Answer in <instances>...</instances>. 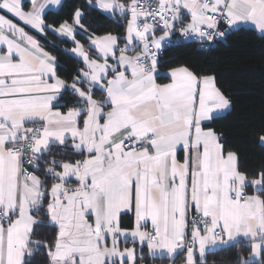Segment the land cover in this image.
Returning a JSON list of instances; mask_svg holds the SVG:
<instances>
[{"label": "snow or ice", "instance_id": "obj_1", "mask_svg": "<svg viewBox=\"0 0 264 264\" xmlns=\"http://www.w3.org/2000/svg\"><path fill=\"white\" fill-rule=\"evenodd\" d=\"M87 2L125 18L124 35L91 33L86 49L76 39L89 32L82 8L55 27L45 10L61 0H0V11L39 33L70 38L83 63L69 83L56 56L0 14V264H31L37 253L44 264H143L145 244L152 256L184 251V264H207L242 240L251 251L238 249L232 264H264V161L242 167L223 134L205 126L232 100L213 75L187 66L157 82L178 24L207 41L249 24L264 34V0ZM128 212L131 229L121 226ZM48 227L51 239L34 238ZM122 237L141 253L121 249Z\"/></svg>", "mask_w": 264, "mask_h": 264}, {"label": "trees", "instance_id": "obj_2", "mask_svg": "<svg viewBox=\"0 0 264 264\" xmlns=\"http://www.w3.org/2000/svg\"><path fill=\"white\" fill-rule=\"evenodd\" d=\"M24 3L27 7L31 6L30 0H24ZM77 7L85 11L83 19L89 29L88 33L78 30L76 35V39L85 47L88 48V36L91 33L104 35L111 32L118 36L124 35L125 25L118 17L89 6L87 0H64L59 9L46 10V23L58 27L64 20L70 19ZM3 12L39 40L46 51L56 56L60 65L58 75L71 83L76 69L83 67L82 60L71 51L74 42L52 29L39 33L19 18ZM89 51L91 55H95L92 50ZM179 66H187L199 75H213L218 87L232 100L230 110L215 117L207 126L223 134L226 148L238 153L242 167L252 169L264 161V144L258 139L264 129V35L253 27L241 26L228 31L225 38L210 50L199 49L194 43L182 42L165 47L158 65L159 70L167 71ZM159 79L163 80V77L160 76ZM97 95L99 96V92ZM74 99L70 92H65L62 104L73 106ZM67 107L61 109L66 110ZM133 219L132 213L123 214L122 225L132 228ZM125 220H129V223H125ZM54 231L51 227L44 228L34 238L51 239ZM129 244L134 243H124ZM247 244V241L242 240L230 248L216 251L206 257L207 264H232L236 260L238 249L245 255L251 251ZM134 245L140 254L141 246L138 242ZM142 254L145 257L143 264H171L184 257L182 253H178L174 260L165 256H152L148 254L146 245L143 246ZM45 260L46 256L37 253L31 258V264H44Z\"/></svg>", "mask_w": 264, "mask_h": 264}, {"label": "crops", "instance_id": "obj_3", "mask_svg": "<svg viewBox=\"0 0 264 264\" xmlns=\"http://www.w3.org/2000/svg\"><path fill=\"white\" fill-rule=\"evenodd\" d=\"M63 1L64 0H61V4L59 5V6H56V5H50L46 10H57V9H59V7L62 5V3H63ZM45 10V11H46ZM6 12V11H5ZM106 13V12H105ZM0 14H4L5 15V13L3 12V11H0ZM107 14H109V15H112V14H110V13H107ZM11 15V14H10ZM7 16V15H6ZM113 16H115V17H118L119 18V20L122 22V23H124V25H125V28H126V23H127V21H126V19L125 18H123V17H121L119 14H116V15H113ZM8 17V16H7ZM9 18V17H8ZM16 18V17H15ZM9 19H11V18H9ZM188 19H190V17H185V20H184V22H185V24L188 22ZM13 20V19H12ZM13 22H14V20H13ZM14 23H16V22H14ZM17 24V23H16ZM18 25V24H17ZM19 27H21L20 25H18ZM243 26H250V27H253L254 29H256L253 25H251V24H249V25H243ZM179 27H181V25H177V30L179 29ZM233 30V29H232ZM257 30V29H256ZM258 32H259V30H257ZM176 32V31H175ZM175 32L171 35V36H173L174 34H175ZM260 33V32H259ZM29 34V33H28ZM163 34V32L162 31H160V30H158L157 32H156V35L157 36H160V35H162ZM30 35V34H29ZM116 35V34H115ZM264 35V34H263ZM170 36V37H171ZM65 37V36H64ZM170 37H168L167 39H169ZM66 38H68V37H66ZM68 39H70V38H68ZM166 39V40H167ZM71 40V39H70ZM165 40V41H166ZM72 41V40H71ZM164 41V42H165ZM163 42V43H164ZM74 47H75V44H74ZM86 49H87V47H85ZM93 54H95L94 52H93ZM80 58V57H79ZM81 59V58H80ZM159 65V64H158ZM158 70H159V68H158ZM159 73H160V75L158 76V78H157V82L158 83H167V82H169L168 81V73H169V70H167V71H160L159 70ZM160 76L161 77H163V80H160L159 78H160ZM216 82V81H215ZM216 86L218 87V85L216 84ZM219 88V87H218ZM63 101H61V103H62ZM71 107V106H70ZM61 111H66V110H62V109H60ZM230 110V109H229ZM229 110H226L224 113H221V114H218V115H216L215 117H217V116H220V115H224V114H226ZM207 124L208 123H206V127H208L207 126ZM178 157L179 158H182L183 157V152L182 151H179L178 152ZM128 213H132L133 214V218H134V212H128ZM123 215V214H122ZM134 220V219H133ZM126 221L128 222L129 220H125V223H126ZM129 223V222H128ZM151 225V223L149 222L148 224H147V226H146V229L145 230H148V227ZM121 226L123 227V228H127V229H131V227H127L126 225L124 226V225H122V216H121ZM134 226V225H133ZM189 236H190V229H189ZM127 241H131V242H133L132 241V238L131 237H128L127 238V240L125 241V238H121V240H120V247H121V249H123V248H125V247H135V245L134 244H129V245H124V243L125 242H127ZM138 242V241H137ZM139 243V242H138ZM146 245V244H145ZM139 246H140V244H139ZM136 248V247H135ZM178 253H182V254H184V257H182V258H179V259H176V261L174 262V263H171V264H184V259H185V256H186V253L184 252V251H179ZM157 256H159V255H157ZM177 255H175L173 258H171V259H175V257H176ZM165 257H167V256H165ZM183 259V260H182ZM253 260L254 261H256V258H253Z\"/></svg>", "mask_w": 264, "mask_h": 264}, {"label": "built area", "instance_id": "obj_4", "mask_svg": "<svg viewBox=\"0 0 264 264\" xmlns=\"http://www.w3.org/2000/svg\"><path fill=\"white\" fill-rule=\"evenodd\" d=\"M225 25L221 24L220 25V30L221 31H224L225 30ZM232 29H229L228 31H230ZM227 31V32H228ZM226 32V34H227ZM226 36V35H225ZM224 37H215L212 41H207L206 39L205 40H201L199 37L195 36V35H188V36H184V35H181V33L179 32V30H177L175 32V34L173 36H171L169 39H167L164 43H163V48L160 52V55H159V61L162 57V54H163V51L165 49V47L167 46H170V45H175V44H178V43H194L196 44V46L199 48V49H202V50H210L212 49L219 41L223 40ZM152 228V225H150L148 227V230H151Z\"/></svg>", "mask_w": 264, "mask_h": 264}]
</instances>
